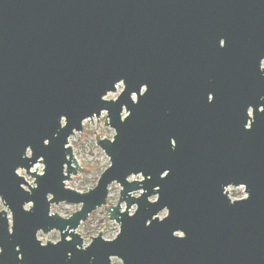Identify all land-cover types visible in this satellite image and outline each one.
Wrapping results in <instances>:
<instances>
[{"label":"water","instance_id":"1","mask_svg":"<svg viewBox=\"0 0 264 264\" xmlns=\"http://www.w3.org/2000/svg\"><path fill=\"white\" fill-rule=\"evenodd\" d=\"M263 62L264 0H0V264H264ZM103 112L110 166L71 189L69 140ZM103 206L120 231L85 246Z\"/></svg>","mask_w":264,"mask_h":264},{"label":"rangeland","instance_id":"2","mask_svg":"<svg viewBox=\"0 0 264 264\" xmlns=\"http://www.w3.org/2000/svg\"><path fill=\"white\" fill-rule=\"evenodd\" d=\"M122 90L123 84H119L117 87V91L109 93L106 98L116 99L120 95ZM98 120L100 121L99 123ZM106 120V112L101 114L99 118L95 117L93 118V120H86L84 122L83 131L75 133L70 138L69 142L71 147L73 148L77 163L81 168H84L86 171H81L78 172L76 175H73L72 179L70 181H67V187L80 192H87L97 185L102 173L110 166L109 157L102 150V148L97 145V135H99V137L102 139H112L115 135V130L112 129L110 126L105 125ZM87 133L92 134H88L87 136H85V134ZM43 169L44 165L42 163H38L33 168V171L37 170L39 173H42ZM19 174L25 176L30 185H35V179L27 175L25 170H19ZM131 179L141 180L142 176H134ZM25 187L28 188L27 186ZM121 189V186L117 183H114L110 187V195L106 206L118 205L120 200ZM134 195H139V193H135ZM229 195L233 200L240 199L245 196V190L244 188L231 187L229 188ZM155 198L156 197L154 196L151 198V200H155ZM106 206H103L94 211L90 215V217L85 222H83L81 226L77 229V232L84 238L85 246L90 244L92 237H96L100 233H103V237L107 240L114 239L119 233L120 225L116 221H112L110 219ZM28 207L29 206H27V208ZM80 208L81 204H53L52 213H57L64 218H69L73 213L80 210ZM122 208L125 209V203L122 204ZM3 210L8 211L9 218L11 219V212L8 210V208L5 206L4 202L0 198V211ZM134 210L135 207L131 210V212H134ZM159 215L161 218H163L167 215V211L165 210ZM38 238L42 241L43 244H46L49 241L57 242L60 239V232L57 230H53L48 234L39 232ZM113 264H123V262L121 259L113 258Z\"/></svg>","mask_w":264,"mask_h":264},{"label":"flooded vegetation","instance_id":"3","mask_svg":"<svg viewBox=\"0 0 264 264\" xmlns=\"http://www.w3.org/2000/svg\"><path fill=\"white\" fill-rule=\"evenodd\" d=\"M231 187H233V188H244V190H245V196L244 197H242V198H240V199H243V198H245V197H247V192H246V187L245 186H239V187H234V186H230V187H228L227 188V191H228V193H229V188H231ZM230 196V195H229ZM231 198V197H230ZM232 199V198H231ZM240 199H235V200H240ZM233 200V199H232ZM234 201V200H233Z\"/></svg>","mask_w":264,"mask_h":264},{"label":"built area","instance_id":"4","mask_svg":"<svg viewBox=\"0 0 264 264\" xmlns=\"http://www.w3.org/2000/svg\"><path fill=\"white\" fill-rule=\"evenodd\" d=\"M117 87H118V86H117ZM103 113H105V112H103ZM103 113H102V114H103Z\"/></svg>","mask_w":264,"mask_h":264}]
</instances>
